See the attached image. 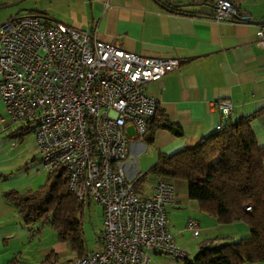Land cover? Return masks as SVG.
Returning <instances> with one entry per match:
<instances>
[{"label":"built area","instance_id":"2783aa9c","mask_svg":"<svg viewBox=\"0 0 264 264\" xmlns=\"http://www.w3.org/2000/svg\"><path fill=\"white\" fill-rule=\"evenodd\" d=\"M236 3L214 0L215 19H234ZM257 37L264 50V26ZM179 66L177 59L134 54L38 14L0 27V99L7 113L0 123L34 129L44 171H63L69 192L104 208L103 250L67 264H149L150 250L186 257L168 225L174 187L158 177L152 198L143 200L126 165L132 139H144L157 111L148 85ZM218 108L229 120L232 103ZM188 228L199 236L196 222Z\"/></svg>","mask_w":264,"mask_h":264},{"label":"crops","instance_id":"0c3cea01","mask_svg":"<svg viewBox=\"0 0 264 264\" xmlns=\"http://www.w3.org/2000/svg\"><path fill=\"white\" fill-rule=\"evenodd\" d=\"M213 1L47 0L24 14H38L50 23L95 33L99 40L118 44L134 54L180 62L177 70L148 85V94L183 135L176 137L161 130L153 144L145 138L131 141L126 165L129 179L142 185L139 197L143 200L153 196L158 177L154 176L151 188L144 189L143 183L161 156L194 148L226 122L219 103H232V122L264 110V50L257 43L260 27L236 19L217 21ZM3 5L6 3H0V7ZM237 5L241 14L254 21L264 19V7ZM174 7H180L182 12L172 10ZM24 15H12L10 19ZM5 125L0 129V264H40L51 252L59 256L61 263L74 260L76 256L63 260L73 251L60 240L42 248L33 247L34 242H29L31 237L25 233L29 227L25 226L23 215L6 199L9 192L35 195L36 189L47 185L49 175L41 165L35 135H11L19 127ZM252 128L257 142L264 146V111L253 120ZM131 135L134 136L132 130ZM165 180L174 187L176 195L175 205L167 208L168 225L176 245L186 256L189 257L188 247L182 242L189 236L187 227L191 221L199 227L197 238L203 233L205 240L227 242L217 236L221 225L216 219L190 200L187 182ZM158 255L161 254L150 250V262Z\"/></svg>","mask_w":264,"mask_h":264},{"label":"trees","instance_id":"16d2710c","mask_svg":"<svg viewBox=\"0 0 264 264\" xmlns=\"http://www.w3.org/2000/svg\"><path fill=\"white\" fill-rule=\"evenodd\" d=\"M179 8L172 10L180 13ZM263 111L236 122L227 120L221 130L202 139L194 148L163 155L149 170V175L187 182L190 200L220 225L245 222L249 228V236L236 242L219 243L213 239L201 243L193 259L177 258L183 264L264 263V146L259 145L252 128L253 120ZM161 130L176 137L183 135L181 128L157 109L148 120L145 141L153 144ZM32 131L22 126L11 135L24 138ZM5 197L26 215L25 226L49 223L59 240L71 246L74 260L86 255L81 214L90 203L79 201L69 192L63 171L49 175L47 185L35 195L9 192ZM68 262L61 263L59 256L51 252L40 264Z\"/></svg>","mask_w":264,"mask_h":264},{"label":"rangeland","instance_id":"374dc122","mask_svg":"<svg viewBox=\"0 0 264 264\" xmlns=\"http://www.w3.org/2000/svg\"><path fill=\"white\" fill-rule=\"evenodd\" d=\"M47 0H0V3H6L0 7V27L6 24L12 15L16 14H26L28 12H33L34 7L40 3H44ZM238 4L244 8L247 6H255L257 5L264 7V0H237ZM18 3V4H17ZM0 117L7 118V113L5 110V106L3 102L0 100ZM9 123V122H6ZM6 123H0V129L6 128ZM10 128H15V126H11ZM33 131L29 134V136H33ZM47 175L48 173L44 171ZM154 175H149L148 180L143 183V188H151L153 186ZM42 188V187H41ZM41 188L36 189V192H39ZM135 192L138 196H142V185H135ZM41 192L40 198H42ZM103 214L104 208L96 204L95 202H91L90 204H86L84 214H81V222L84 234V242L85 248L88 252H100L103 250V244L101 241V233L103 230ZM26 215L23 217L25 218ZM217 221V220H216ZM241 227H243V233L241 231ZM188 228V227H187ZM188 237L186 240H183L182 244L185 247H188L189 258L193 259L198 250L199 245L207 240H205V235L202 233L199 238L194 237L192 231L187 229ZM25 233L30 235L29 242H34L33 247H44L47 245L53 244L56 240L58 241V234L53 229V227L49 223L36 222L29 226V229H25ZM218 238H223L221 241H232L236 242L241 240L242 238H247L249 236V228L245 222H236L231 225H221V230L218 233ZM243 236V237H242ZM207 237V236H206ZM33 238V239H32ZM213 240V239H212ZM186 250V251H187ZM75 253H71L64 261L73 259ZM63 261V262H64ZM149 264H183L182 261H178L175 256L161 254L152 258V261Z\"/></svg>","mask_w":264,"mask_h":264},{"label":"water","instance_id":"95a60500","mask_svg":"<svg viewBox=\"0 0 264 264\" xmlns=\"http://www.w3.org/2000/svg\"><path fill=\"white\" fill-rule=\"evenodd\" d=\"M234 19L242 20V21H245L247 23H250V24H253L259 27L264 26V19L259 20V21H254L251 17L241 14L239 10H238L237 15H235Z\"/></svg>","mask_w":264,"mask_h":264}]
</instances>
